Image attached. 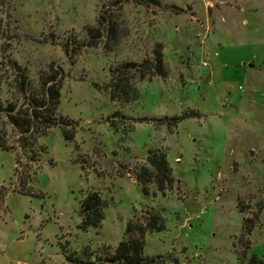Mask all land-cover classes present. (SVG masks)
Listing matches in <instances>:
<instances>
[{
  "label": "rangeland",
  "instance_id": "rangeland-1",
  "mask_svg": "<svg viewBox=\"0 0 264 264\" xmlns=\"http://www.w3.org/2000/svg\"><path fill=\"white\" fill-rule=\"evenodd\" d=\"M157 44L166 76L133 81L136 101H112L110 70L152 58ZM53 71L70 126L21 149L0 115V264H111L147 213L165 223L145 235L147 258L264 262V0H0L2 103L25 106L21 77L39 91ZM153 151L175 184L144 196L134 173ZM93 192L104 221L84 231Z\"/></svg>",
  "mask_w": 264,
  "mask_h": 264
},
{
  "label": "trees",
  "instance_id": "trees-1",
  "mask_svg": "<svg viewBox=\"0 0 264 264\" xmlns=\"http://www.w3.org/2000/svg\"><path fill=\"white\" fill-rule=\"evenodd\" d=\"M102 18V17H101ZM93 29H89L91 31ZM114 27H111V35L114 36ZM92 40L88 46H98L102 37L100 30L89 33ZM166 67L163 56V47L157 44L154 56L141 63L126 62L116 69L110 70L111 84L109 91L112 101L131 103L138 99V91L132 83L135 80L152 81L155 77H165ZM19 82V81H18ZM63 80L58 72L53 71L40 76V90L36 91L25 76L21 77L17 84L19 94L27 103L18 108L17 104L4 105L0 98V115L6 116L5 125L11 126L18 135L16 144L25 149L32 144L34 138L46 136L52 129L70 126L67 120L58 114ZM185 116L175 117L168 125H176L185 120ZM143 121H147L146 119ZM64 122V123H63ZM159 124L165 125V120H159ZM67 124V125H66ZM66 141H72L75 133L64 128L62 131ZM7 134L0 128V148L8 149ZM149 167H141L134 173V179L141 188L144 196H149L150 186L154 185L157 192L165 194L171 191L175 184L172 169L169 166L165 154L153 151L148 157ZM106 203L97 192L89 194L82 202L81 229L97 228L104 221ZM165 230L163 218L154 213H147L143 221L132 223L128 226L124 240L119 244L114 256L109 260L111 264H163L144 256L145 235L148 232L159 233ZM251 233V229L248 230ZM72 261V260H70ZM250 264H264L256 257Z\"/></svg>",
  "mask_w": 264,
  "mask_h": 264
}]
</instances>
